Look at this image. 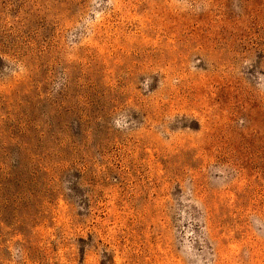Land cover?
<instances>
[{"label": "rangeland", "instance_id": "1", "mask_svg": "<svg viewBox=\"0 0 264 264\" xmlns=\"http://www.w3.org/2000/svg\"><path fill=\"white\" fill-rule=\"evenodd\" d=\"M0 264H264V0H0Z\"/></svg>", "mask_w": 264, "mask_h": 264}]
</instances>
